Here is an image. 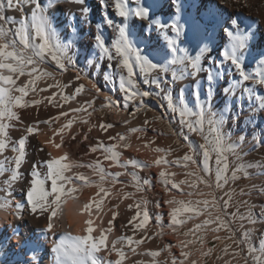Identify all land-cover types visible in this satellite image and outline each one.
<instances>
[{
    "label": "snow or ice",
    "instance_id": "snow-or-ice-1",
    "mask_svg": "<svg viewBox=\"0 0 264 264\" xmlns=\"http://www.w3.org/2000/svg\"><path fill=\"white\" fill-rule=\"evenodd\" d=\"M71 2L81 5L80 17L72 15L71 31H77V24L93 25L94 22L88 18L92 9L87 5V0ZM57 3L58 0H52L53 5ZM237 4L247 6L246 0H99L100 20L95 22L98 31L91 35V43L85 48L81 62L77 42L61 39L54 16L48 14L40 0H0V157L4 161L0 162V176L9 173L8 179L3 181V188H0L5 196L0 202V209H14L10 214L18 221L24 219L25 211L33 219L45 220V224L36 229L33 235H25L17 225H11V235L0 236V264H44L45 256L51 257L52 264H126L130 259L129 253L137 257H150V264H198L197 260L192 259L193 253L186 249L197 242L203 249L208 231L213 234L226 232L225 239L235 245L225 244L220 249L221 255L216 259L223 260L224 264H233V260L241 259L244 264H264V233L253 242V234L247 226L264 220V207L260 216L256 217L251 212L253 206L241 199L251 193L243 187L237 191L235 187L241 179L251 178L248 169L252 164L245 162L247 153L243 151L248 137L237 134L233 139L231 134L233 124L237 127L241 124L251 125L256 123L258 113H264V92L256 91L257 86L264 88V47L257 50L253 43L255 33L250 25L242 26L239 14L225 16L226 7ZM6 11H20L22 16L17 20L7 16ZM109 30L115 33L114 39L105 35ZM217 33L224 43L213 55L216 49L212 42ZM256 65L259 67L253 74L250 69ZM70 71L75 75L69 81L61 83L56 79ZM21 77L26 79L19 82ZM225 77L231 79L221 89L224 103L217 109L213 103L215 89ZM48 79L54 83L38 87L41 81ZM185 79L193 82V106L187 101V89L180 88L175 95L172 91L177 81ZM81 80H87L91 88L79 83ZM101 82L109 85L108 92L103 91ZM242 84L246 86L241 88ZM73 85L72 93L67 94L64 90ZM52 88L57 91L47 97L28 99ZM237 89H240L239 95ZM85 93L92 98L80 102L79 107L62 111L43 121L37 119L30 122L24 126L18 138L10 139V132L19 130L17 125L24 123L19 110L37 108L43 100L53 107L63 108L65 103ZM113 93H119L120 99L117 100ZM101 95L104 98L102 108L121 111L135 105L131 116H135L140 109L153 110L147 101L149 98L156 100L185 130L183 135L180 132L173 134L186 142L188 151L182 157L169 161L170 148H155V152L163 155L156 158L154 164L164 170L145 178L137 171L129 172L128 169L143 170L149 167L147 163L132 158L121 162L122 152L117 149L126 135L116 133L108 136L110 143L97 140L88 147L86 154L100 153V157L92 163L72 162L68 153L59 157H52L49 153L47 159L32 163L28 170L27 186L22 185L23 197L20 202H13L14 184L21 179V169L27 160V146L30 138L41 131L40 125L51 128L62 117H71L44 142L59 150L64 146L65 133L68 139L76 140V134L71 129L77 115L86 113L91 117L96 111L95 101ZM57 96L62 103L57 102ZM156 119L163 120V113ZM80 122L88 124L89 120L81 117ZM154 122L145 120L144 126L132 128L130 132L146 134L145 126ZM128 123L129 120L123 121L124 125ZM262 124L264 121L256 123L250 133L253 149L257 145L264 148ZM94 127L96 125H90L89 132ZM99 128L107 133L114 128V124L100 123ZM257 130L259 137L255 134ZM193 135L199 140L193 141ZM56 136L60 137V143L55 142ZM83 139L87 140L88 136L84 135ZM150 143H154V140L148 141L145 147ZM129 146L125 145L124 150ZM9 150L14 154L11 158L4 155ZM38 150L44 151L43 148ZM104 162H108L109 168L117 167L124 171H107ZM173 165L186 170L194 168L184 173L192 179L179 183L171 180L170 177L176 173H169L166 169ZM259 167L264 169V163H260ZM77 168L91 169L98 181L90 180L82 172H75ZM123 175L130 176L135 192H123V188L128 186L119 179ZM153 180L164 186L166 192L177 190L190 198H203L185 201L173 197L163 201V204L174 205L167 214V224L164 223L163 213L149 211L146 199L135 201L128 205V209L134 210L135 214L126 225L130 227L132 235H121L111 241L108 235L114 230V221L118 216L115 209L119 205L110 207L108 211L112 212V218L107 228L101 229L98 236L94 235L93 213L103 211L105 200L113 195L112 189L117 184L122 185L117 189L118 195L135 200L136 193L153 189ZM105 183H109L110 187H105ZM182 185L191 191L183 193ZM200 186L209 191L201 190ZM86 187H95L97 191L83 206L81 214L88 215L83 221V235L69 232L58 236L54 221L58 219V214L62 215L63 205L69 201L77 202V194ZM218 192L222 194L218 195ZM155 207L161 208L162 203L157 200ZM230 208H235V211L230 212ZM241 208H247V214L241 212ZM192 220L199 222L181 234L195 239H185L175 245L166 243L158 250L138 251L141 245L154 238L150 235L136 238L138 233L146 232L150 222H154L159 229L154 235L162 237L165 228L177 233ZM216 239L221 238L216 235ZM49 241L50 246L45 247ZM173 248L179 249L178 255L172 251ZM213 251L214 248L201 250V256L209 257ZM102 252L115 259L100 255ZM162 252L167 253L163 261L158 259ZM226 256L232 259L225 260ZM131 264L145 262L134 259Z\"/></svg>",
    "mask_w": 264,
    "mask_h": 264
},
{
    "label": "bare ground",
    "instance_id": "bare-ground-1",
    "mask_svg": "<svg viewBox=\"0 0 264 264\" xmlns=\"http://www.w3.org/2000/svg\"><path fill=\"white\" fill-rule=\"evenodd\" d=\"M41 4L45 9L48 10V14L50 16H54V24L57 26L58 34L60 35L61 39L67 38L68 40H74L77 42V46L81 52V62H83V54L85 48L90 45L91 43V35L98 31V29L95 28V22H98L100 20V7H99V0H87V5L92 9L91 13L89 14V17L94 23L91 26L85 25V24H77V31L72 32L71 28L73 25L72 21V15H75L77 18L80 17V8L81 5L78 3H73L71 0H58V3L53 5L52 0H40ZM243 2V0H242ZM247 6H240L237 5H230L226 7V13H237L240 16V19L243 21V27H247L248 25L251 26L252 32L255 33V40L253 43L257 46V50H259L261 47H264V39H261L262 36H264V0H246ZM25 11L27 12V7L25 8ZM110 11V10H109ZM7 16L15 17L17 20L21 18L22 13L20 11H6L5 13ZM111 14V11H110ZM131 21H129V24ZM105 35L111 36L113 39L115 38V33L111 32V30L106 31ZM161 43H163L162 37H161ZM223 38L217 33L213 39L212 46L216 49V51L213 52V55H216L219 46L223 44ZM73 50H76L75 48ZM206 64V61H204ZM256 67H259V65H256L250 69V71L255 74ZM75 73L73 72H67L63 76H57L56 79L60 81L61 83H65L69 81L70 77L74 76ZM95 73H93V76L95 77ZM203 75V74H202ZM26 78L21 77L19 82H23ZM231 77H225L224 80L219 82L215 89V99L213 101L214 105L217 109H219L223 103L224 98L221 95V89L228 85L229 80ZM236 79H239V77H236ZM54 81L51 79H48L46 82L41 81L38 85V87H47L48 84H52ZM79 83L85 84L87 88H91V84L87 80H81ZM193 82L190 79H185L183 81H177L175 88L172 90L173 94L175 95L176 92L180 88L187 89L185 95L187 98V101L189 102L190 106H193L192 102V96H191V84ZM111 84V81H109V85ZM109 85H105L103 82H101V87L104 92H108ZM246 86V84H242L241 88ZM69 87L65 89L64 91L67 94H71L73 91V88ZM56 88H52L49 91L38 93L35 95L30 96L28 99H42L43 97H47L51 95L53 92H56ZM240 89H237V95H239ZM257 92H264V88H260L257 86L256 88ZM115 98L117 100L120 99L119 93H113ZM202 96H203V90H202ZM91 95L88 93L82 94L76 99L72 100L69 103H65L63 108L53 107L51 104L48 103L47 100H43V103H41L37 108L29 107L25 110H19L21 115V120L24 122L22 124H18L17 128L19 130H12L10 132V139L18 138L23 131V128L26 124L33 122L35 120H46L50 117H53L54 114L60 113L62 111L68 110L70 108H76L80 106V102L91 99ZM57 102H61L59 96L56 98ZM104 98L101 95L98 97L95 101L94 108L96 109L95 112H93L91 117H88L86 113H80L77 115L76 123H74L73 128L71 129V132L76 134V140H70L67 138V133H65V142L64 146L60 148L59 150L52 148L49 145H46L44 142L48 140L50 137L54 135V130H48L41 129L38 135L30 138L29 144L26 149L27 153V160L25 164L22 166L21 169V179L17 181L14 184V197L13 202H20L23 193H24V187L27 186V181L29 180V167L32 163L38 162L44 159L48 158V154L50 153L52 157H59L63 155L64 153H68L70 156V159L72 162H87L92 163L97 159V157H100V153H88L87 149L90 145L95 144L97 140H102L105 143H110L108 141V136L115 135L116 133H121L126 135V139L121 142L120 147L117 149L118 151L122 152L121 162H126L128 159H136L138 161L147 163L149 165L148 168H145L143 170L140 169H132L129 167L128 171H137L138 174L141 177H149L153 173H158L160 170L164 169H158L154 161L159 156L163 155L162 153H157L154 151L155 148H165V149H176L174 152H170V154L167 156V159L169 161L175 160L178 157H182L183 155H178L181 148H179L176 145V142L183 148L184 154L188 151L187 147L185 146L186 142L180 138H178L176 135H174V132H180L181 135L184 134L185 130L180 128V125L178 124L177 120L173 118L169 113H167L162 106L158 104L156 100H153L151 98L148 99L147 103L152 106L153 110H145L140 109L136 112L135 116H131L130 112L134 110L135 105H129L127 110H121L117 111L114 109H111L109 107H101L103 104ZM258 103V102H257ZM42 109V110H41ZM91 111V109H89ZM163 113L164 119L163 120H157L156 118ZM58 115V114H57ZM83 117L85 119L89 120L88 124H82L80 122V118ZM71 118V117H70ZM155 121L154 123H150L146 125V134H141L139 132L137 133H131L130 129L132 128H140L144 126V121L149 120ZM63 120V118H61ZM129 120L130 123L127 125L123 124V121ZM169 121H171V124H169ZM261 121H264V113H258L256 115V123H260ZM100 123H112L114 124V128L110 129L107 133L103 132L99 128ZM256 123H253L251 125H244L241 124L239 127H237L235 124L232 125L231 128V134L233 135V139L236 138L237 134L244 135L248 137V140L243 144V151L247 153L245 157L246 163H254L255 165H259L260 163H264V148L256 146L255 149H253V141L251 139L250 133L252 129L256 127ZM63 124V122H62ZM61 125V124H60ZM90 125H96V127L92 128V130L89 132ZM264 126V124H262ZM60 127V126H58ZM158 127H162V129H159ZM45 128V127H43ZM256 136H260V132L256 131ZM87 135L88 139L84 140L83 136ZM137 137H140L139 139ZM154 140V143L148 144L147 147H145V144L148 141ZM193 141H198L199 137L192 136ZM55 142L60 143V137H55ZM125 145H130L127 150H124ZM39 148H43L44 151H39ZM258 151V155H255ZM255 152V154H254ZM5 156L11 158L14 156V154L9 150L6 151ZM102 159V157H101ZM0 162L3 161V157H0ZM84 164V163H83ZM103 166L107 171L111 172H117V171H124L123 169L117 168V167H111L109 168L108 162H104ZM256 166L248 169L250 179H241L237 182L235 187L237 188V191L241 187L247 189L249 193H251L250 196H244L241 197L243 200H247L249 202V205H252L251 212L255 214L256 217L260 216L261 208L264 207V189H262V186H264V169L261 167L259 169H255ZM258 168V167H257ZM188 170H195L194 168L190 169H184L182 167L177 166H169L166 171L169 173H176L175 176H171L170 179L174 180L175 182L179 183V181L184 179L191 180L192 178L186 177L184 175L185 171ZM75 172H82L85 175L89 177L90 180L98 181V177L95 176L91 169L88 168H82V170L75 169ZM9 173H5L4 175L0 176V188H3V181L8 179ZM69 175H72V173H69ZM121 181H124L128 184L127 187L123 188V192L125 193H133L135 192V189L131 186V178L128 175H123L119 178ZM79 183V182H77ZM153 189L145 191L143 193H136L135 194V200L134 199H124L122 197V194H117V189L121 188L122 185L117 184L115 188L112 189L113 195L108 197L105 200V204L103 206V211L101 213H93V219L95 221V228L96 232L94 235H99L101 229H105L108 226V221L112 218V212L108 211L110 207H114L116 205H119L116 211H118V216L116 220L114 221V230L112 233L108 235L109 241L121 236V235H132V231L130 227H126L128 220L135 214L134 210L130 211L128 209L129 204H134L135 201L146 199L149 203L147 205L150 212H161L164 214V223L167 224L168 222V216L167 214L171 210L174 205H168L163 204V201L172 199L175 197V199L178 200H189V199H202L203 197H188L187 195L180 194L177 192V190H171L170 192L165 191V187L162 186L160 183H158L156 180H153ZM22 185L24 187H22ZM253 185L255 186V190H253ZM105 187H110L109 183H105ZM233 185H229V187H232ZM170 188V185L168 186ZM201 190L203 191H209L208 189L203 188V186H200ZM183 193H187L191 191L187 186L182 185ZM97 189L95 187H86L81 190L80 193H78V200L77 202L69 201L67 204L63 205L62 207V215L58 214V219L54 221V223L57 224L56 232L58 236L64 234V233H71L72 235H83V221L88 218L87 213L81 214L83 212V206L86 202L89 201L90 198L95 196ZM218 195H221L222 193H217ZM5 199L4 193L0 191V202H2ZM159 200L162 203V207L157 209L155 207V202ZM14 209H0V236H9L11 235V225H17L20 228V231L25 235H33L39 227L43 226L45 224L44 219H33L31 215L27 211L24 212V219L22 221H18L15 219L13 215L10 213ZM229 211H235V208H230ZM241 212H245L247 214L248 209L247 208H241ZM200 219H203L201 217ZM199 222V220H192L185 226H183L181 229H178L177 233H173L170 229L165 228L163 230L162 237H156L154 234L159 231V229L155 226L154 222H150L149 225L146 226V232L144 233H138L136 238L138 239L140 235H150L154 238L146 241L143 245L140 246L138 251L140 252H146L148 250H158L163 247L166 243H171L173 245L180 243L181 241L185 239H195L193 236L184 237L181 233L185 230H188L189 228H192L195 223ZM251 232H252V241L255 242L259 238V234H261V231H264V220H260L256 225H247ZM263 228V230H262ZM261 232V233H260ZM216 235H219L221 239L217 240ZM227 236V233L224 231L219 232L218 234H213L211 231L207 232L206 235V242L203 245V249H201V245L199 242L195 243L194 245L190 246L187 251H191L193 253L192 259L197 260L198 264H224L223 260H218L216 257L218 255H221V253L213 254L209 257H202L201 256V250L207 251L209 248H212V244L214 242H220L223 247L225 244H229L233 246L232 241L225 239ZM16 241H13L15 243ZM50 241L45 245V247L50 246ZM117 247H120V245H117ZM234 247V246H233ZM43 251V250H42ZM173 252H175L177 255L179 254L178 248H173ZM219 251V250H218ZM214 252V251H213ZM100 255L105 256L106 258L115 259L114 256L107 257V254L102 252ZM130 259L126 262V264H131V261L134 259H140L145 262V264H150L151 258L142 255V256H133L131 253H129ZM165 258H167V253L162 252L161 257L158 259L163 261ZM225 260L232 259L230 256L224 257ZM44 264H52L51 257L45 256ZM233 264H244V261L241 259L239 261L233 260Z\"/></svg>",
    "mask_w": 264,
    "mask_h": 264
},
{
    "label": "rangeland",
    "instance_id": "rangeland-1",
    "mask_svg": "<svg viewBox=\"0 0 264 264\" xmlns=\"http://www.w3.org/2000/svg\"><path fill=\"white\" fill-rule=\"evenodd\" d=\"M42 110V109H41ZM57 114H59V113H57ZM57 114H54V116H56ZM63 118V120H61L60 119V121L58 122V123H56V122H54L53 124H52V127L51 128H49L47 125H44V124H41L40 125V128L41 129H48V130H52V129H57V128H59L58 126H61V125H63L64 123H66V120L68 119V118H70V117H68V118H64V117H62ZM151 121H153L152 119H151ZM62 122H63V124H62ZM61 124V125H60ZM43 127H45V128H43ZM159 129H162V127H158ZM176 145L179 147V148H181L180 149V151H179V153H178V155H184V151H183V148L178 144V142H176ZM174 151H176V149H172L171 150V152H174ZM255 152H256V154H255ZM254 152V154L255 155H258V151H255ZM81 163V162H80ZM82 163H84V164H87V162L85 163V162H82ZM254 167L256 166V168L255 169H259L260 167H259V165L257 164V165H255L254 163H251ZM258 167V168H257ZM78 170H82V168H78ZM41 178H43V176L41 177ZM262 230H263V228H262ZM185 231H187V230H185ZM262 233H264V231H261ZM260 232V233H261ZM261 233V234H262ZM261 234H259V235H261ZM231 241V240H230ZM233 243V242H232ZM220 244H222V243H220V242H214L213 244H212V248H214V252H213V254H217V253H221L220 252V249L223 247L222 245H220ZM234 247H235V245H233ZM219 250V251H218ZM208 264H210V262H208Z\"/></svg>",
    "mask_w": 264,
    "mask_h": 264
}]
</instances>
